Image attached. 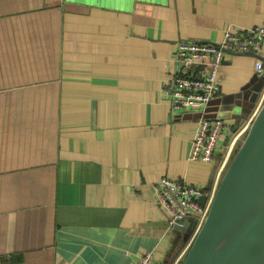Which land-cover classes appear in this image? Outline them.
Masks as SVG:
<instances>
[{"label": "crops", "instance_id": "obj_1", "mask_svg": "<svg viewBox=\"0 0 264 264\" xmlns=\"http://www.w3.org/2000/svg\"><path fill=\"white\" fill-rule=\"evenodd\" d=\"M256 25L264 0H0V264H134L145 250L170 264L188 238L154 183L207 188L218 168L190 159L200 114L166 93L177 44ZM259 56L219 68L214 101L253 90L239 118L211 105L220 152L260 102Z\"/></svg>", "mask_w": 264, "mask_h": 264}, {"label": "built area", "instance_id": "obj_2", "mask_svg": "<svg viewBox=\"0 0 264 264\" xmlns=\"http://www.w3.org/2000/svg\"><path fill=\"white\" fill-rule=\"evenodd\" d=\"M264 45V25L250 28L229 27L218 41L203 42L181 40L177 44L175 60L178 72L172 78L166 91L174 111H195L200 114L190 150V159L217 162L216 180L213 185L203 188L185 180L164 175L153 185L158 204L169 218L173 227L177 220L194 217L196 225L185 246L172 264H180L185 258L193 240L201 229L214 200L221 178L231 161L235 147L249 129L253 119L264 103V88L260 102L253 116L237 132L229 137L224 151H219L224 134L225 121L222 117H207V109L220 96L221 85L218 72L227 53L260 54ZM255 68H264V60L258 58ZM207 200L200 204L199 198ZM134 264H161L155 250L141 252Z\"/></svg>", "mask_w": 264, "mask_h": 264}, {"label": "water", "instance_id": "obj_3", "mask_svg": "<svg viewBox=\"0 0 264 264\" xmlns=\"http://www.w3.org/2000/svg\"><path fill=\"white\" fill-rule=\"evenodd\" d=\"M251 85L211 105L220 104L226 116L239 118L252 97ZM211 105L206 116L218 117ZM206 200L205 195L199 198L202 205ZM195 225L196 219L190 217L177 220L173 228L189 238ZM181 264H264V103L232 156Z\"/></svg>", "mask_w": 264, "mask_h": 264}, {"label": "rangeland", "instance_id": "obj_4", "mask_svg": "<svg viewBox=\"0 0 264 264\" xmlns=\"http://www.w3.org/2000/svg\"><path fill=\"white\" fill-rule=\"evenodd\" d=\"M224 116V115H223ZM244 139V136L239 140V142L237 143V145H236V147H235V150L237 149V147H239L240 146V144H241V142H242V140ZM223 140V139H222ZM234 150V151H235ZM165 264H166V262H165Z\"/></svg>", "mask_w": 264, "mask_h": 264}, {"label": "trees", "instance_id": "obj_5", "mask_svg": "<svg viewBox=\"0 0 264 264\" xmlns=\"http://www.w3.org/2000/svg\"><path fill=\"white\" fill-rule=\"evenodd\" d=\"M238 148V147H237ZM237 150V149H236ZM236 150L234 151V153L236 152ZM234 155V154H233ZM176 256H177V254L176 255H174L173 257H172V259H171V264L173 263V261L175 260V258H176ZM181 264V263H180Z\"/></svg>", "mask_w": 264, "mask_h": 264}]
</instances>
